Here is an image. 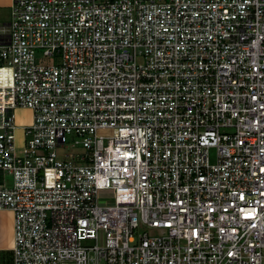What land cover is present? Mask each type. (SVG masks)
<instances>
[{"label":"built area","instance_id":"obj_1","mask_svg":"<svg viewBox=\"0 0 264 264\" xmlns=\"http://www.w3.org/2000/svg\"><path fill=\"white\" fill-rule=\"evenodd\" d=\"M9 6L12 263L264 264V0Z\"/></svg>","mask_w":264,"mask_h":264},{"label":"crops","instance_id":"obj_2","mask_svg":"<svg viewBox=\"0 0 264 264\" xmlns=\"http://www.w3.org/2000/svg\"><path fill=\"white\" fill-rule=\"evenodd\" d=\"M10 4V0H8ZM7 3V0H0V6ZM0 28L7 25L9 19L2 18L0 11ZM29 110L28 108H20ZM31 119V117H30ZM13 245V213L8 208H0V264H10Z\"/></svg>","mask_w":264,"mask_h":264},{"label":"rangeland","instance_id":"obj_3","mask_svg":"<svg viewBox=\"0 0 264 264\" xmlns=\"http://www.w3.org/2000/svg\"><path fill=\"white\" fill-rule=\"evenodd\" d=\"M0 11H1L2 18H5V19H9L10 18V6H9L8 0H7V3L3 4V6H0ZM1 21L2 20L0 18V22ZM45 59L48 60L49 58H45ZM15 112H16L15 122L17 124L23 125V124H26V123H28L30 121L31 114H30L29 110L18 108V109L15 110ZM22 134H23L22 128L19 127V128H17L15 130V142H16V144H18L17 145V152L18 153H20V150H21V147H22V145H20L21 142H22ZM63 150L64 151H70L71 147H64ZM100 201L101 202H106V203L112 202V200L109 199V198L100 199ZM12 258H13V256H12ZM12 258H11L10 264H13L12 263L13 262Z\"/></svg>","mask_w":264,"mask_h":264}]
</instances>
